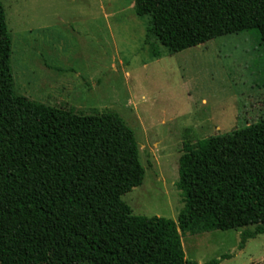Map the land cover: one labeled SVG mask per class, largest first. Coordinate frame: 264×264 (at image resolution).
Masks as SVG:
<instances>
[{"label": "trees", "instance_id": "trees-1", "mask_svg": "<svg viewBox=\"0 0 264 264\" xmlns=\"http://www.w3.org/2000/svg\"><path fill=\"white\" fill-rule=\"evenodd\" d=\"M134 9L170 55L252 30L264 45V0H134ZM12 54L0 0V264H199L181 232L244 229L240 249L264 235V119L217 137L229 152L190 183L177 221L134 215L123 197L146 175L135 132L117 112L83 115L18 94Z\"/></svg>", "mask_w": 264, "mask_h": 264}, {"label": "rangeland", "instance_id": "rangeland-1", "mask_svg": "<svg viewBox=\"0 0 264 264\" xmlns=\"http://www.w3.org/2000/svg\"><path fill=\"white\" fill-rule=\"evenodd\" d=\"M1 1L18 94L83 115L117 112L135 132L146 175L123 197L134 215L177 221L190 183L229 152L217 137L264 119L258 30L170 55L134 0ZM243 231L181 232V250L199 264L227 254L221 264H264V235L240 249Z\"/></svg>", "mask_w": 264, "mask_h": 264}]
</instances>
